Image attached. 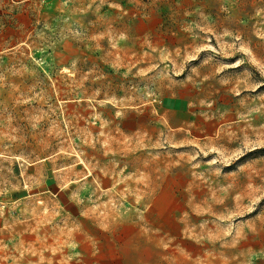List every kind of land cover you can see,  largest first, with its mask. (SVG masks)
<instances>
[{"label":"rangeland","instance_id":"1","mask_svg":"<svg viewBox=\"0 0 264 264\" xmlns=\"http://www.w3.org/2000/svg\"><path fill=\"white\" fill-rule=\"evenodd\" d=\"M0 264H264V0H0Z\"/></svg>","mask_w":264,"mask_h":264}]
</instances>
